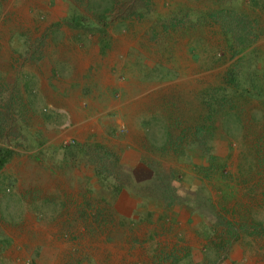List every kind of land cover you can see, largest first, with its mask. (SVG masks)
<instances>
[{"label": "rangeland", "instance_id": "obj_1", "mask_svg": "<svg viewBox=\"0 0 264 264\" xmlns=\"http://www.w3.org/2000/svg\"><path fill=\"white\" fill-rule=\"evenodd\" d=\"M0 155V264H264V0H0Z\"/></svg>", "mask_w": 264, "mask_h": 264}, {"label": "crops", "instance_id": "obj_2", "mask_svg": "<svg viewBox=\"0 0 264 264\" xmlns=\"http://www.w3.org/2000/svg\"><path fill=\"white\" fill-rule=\"evenodd\" d=\"M92 55H89V57L86 55V56H83L81 53L78 54V53H73L72 54V61H73V64L76 68V72L77 73H82V71L86 70L87 67L95 60V58L93 60H90V57ZM96 57V55H95ZM78 58H81V59H78ZM82 58H86V59H82ZM83 60V61H82ZM87 61V63L85 64V62ZM111 63H113L110 59H107L105 62H104V65L102 66V73L105 74L104 75V79L109 81H114V77L112 78L110 75H107V72H108V67L111 66ZM81 64H85V65H81ZM106 83H109L107 82ZM106 83H103V84H106ZM121 86H125L123 83L120 84ZM61 88H62V93H63V96L64 94H66V97H63V100L66 101V104L67 106H65L66 108L69 109V111L71 113H74L73 114V121H74V126L70 127L68 130H66L62 135H60L61 138H70V137H82V138H85V133L90 131L91 129H93V126L96 127V122H95V119H85L84 117H81L80 116V109L83 107L82 105V101L79 100V107L80 108H77V104H75L76 100L77 99V95L71 91V89L66 86V85H58L57 86V92H61ZM49 92V95H52L53 93L48 91ZM68 97V98H67ZM72 104V105H71ZM81 104V105H80ZM116 106H119L120 105V102L119 101H115L114 103ZM79 110V111H78ZM76 111H78V113H76ZM79 114V115H78ZM79 119V120H78ZM81 119V120H80ZM94 120V121H93ZM82 121V122H81ZM93 123V126L92 127H89V123ZM82 123V124H81ZM83 128V130H82ZM87 128V129H86ZM87 130V131H85ZM135 158V157H134ZM136 161V158L134 159V162ZM120 208L117 207L118 209L120 210H123L125 211L126 213H133L134 209H135V206L133 204V202H130V200H128L127 202V199L125 198L124 199V202H123V198H122V201L120 202ZM191 238L193 239V235H191ZM193 246L197 247V249L200 248L199 244L196 243V242H193L192 243ZM197 251V254H198V250ZM200 257H201V254H200Z\"/></svg>", "mask_w": 264, "mask_h": 264}, {"label": "trees", "instance_id": "obj_3", "mask_svg": "<svg viewBox=\"0 0 264 264\" xmlns=\"http://www.w3.org/2000/svg\"><path fill=\"white\" fill-rule=\"evenodd\" d=\"M3 164V159H2V156L0 155V167L2 166Z\"/></svg>", "mask_w": 264, "mask_h": 264}, {"label": "bare ground", "instance_id": "obj_4", "mask_svg": "<svg viewBox=\"0 0 264 264\" xmlns=\"http://www.w3.org/2000/svg\"><path fill=\"white\" fill-rule=\"evenodd\" d=\"M126 46V45H125ZM115 54V53H114ZM86 59V58H85ZM86 63H87V61H86ZM72 105V104H71ZM81 105V104H80ZM74 117V116H73ZM101 118V117H100ZM79 120V119H78ZM81 120V119H80ZM94 121V120H93ZM82 122V121H81ZM92 123V122H91ZM82 124V123H81ZM97 125V124H96ZM92 127V126H91ZM94 127V126H93ZM87 129V128H86ZM82 130H83V128H82ZM85 131H87V130H85ZM53 176V175H52ZM50 177V176H49ZM63 184V183H62Z\"/></svg>", "mask_w": 264, "mask_h": 264}]
</instances>
